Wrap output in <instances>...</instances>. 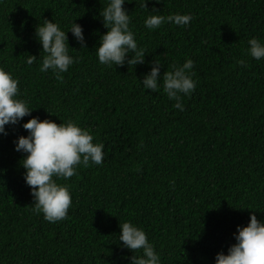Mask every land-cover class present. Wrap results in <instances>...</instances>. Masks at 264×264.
Segmentation results:
<instances>
[{
	"label": "trees",
	"instance_id": "1",
	"mask_svg": "<svg viewBox=\"0 0 264 264\" xmlns=\"http://www.w3.org/2000/svg\"><path fill=\"white\" fill-rule=\"evenodd\" d=\"M108 0H0V67L19 80L31 116L74 121L104 145L101 165L77 166L67 185L72 205L55 223L34 211L14 141L23 123L0 135V264H130L119 223L142 228L161 264H215L235 243L250 213L264 219V59L247 55L264 41V0L126 2L130 29L145 63L108 67L96 47L107 31L99 13ZM190 14L187 26L149 30V15ZM67 31L83 27L87 48L68 31L75 63L57 79L41 72L46 53L35 36L44 19ZM37 56L32 65L27 56ZM195 89L183 110L140 81L158 60L161 75L186 59ZM244 59L247 66L238 60ZM50 112V113H49ZM52 113V114H51ZM252 208V209H249ZM140 255L142 253H136Z\"/></svg>",
	"mask_w": 264,
	"mask_h": 264
},
{
	"label": "clouds",
	"instance_id": "2",
	"mask_svg": "<svg viewBox=\"0 0 264 264\" xmlns=\"http://www.w3.org/2000/svg\"><path fill=\"white\" fill-rule=\"evenodd\" d=\"M126 2L130 3V0H108L107 6L99 13L107 31L99 38L96 55L99 63L108 67L145 63L146 51L138 47L135 34L130 29L131 17L124 7ZM136 4L148 9L147 0H136ZM191 20L190 14L149 15L144 24L147 29L155 30L165 23L187 26ZM68 31L81 48H87L83 27L75 21L67 31L46 18L35 28V36L46 53L39 70H52L57 79H62V73L76 62L69 54ZM248 45L247 55L257 61L264 59V41L253 37L248 40ZM36 59L37 56L29 54L26 63L32 65ZM237 63L247 66L244 59ZM161 67L163 65L155 60L150 71L143 75L140 82L144 90L157 92L160 88L158 81L162 78L163 91L169 99L176 101V108L183 110L182 94L188 95L195 89L196 82L191 74L194 61L188 58L182 65H173L172 70L165 71L163 75ZM18 85L19 80L0 67V135L6 136V125L18 124L25 116H31L34 109L20 98ZM22 126L28 134L19 136L14 145L17 152L24 154L20 165L25 169L24 180L31 189L34 211L43 213L45 220L55 223L66 218L72 205L68 186L58 183L57 179L67 180L76 175L77 166L101 165L104 145L93 143V135L72 120L57 123L31 116ZM119 227L121 231L117 239L121 247L135 253L130 264H161L159 254L142 228L131 221L119 223ZM234 236L235 243L228 247L227 254L223 251L216 254L215 264H264V219L250 213L249 222L244 226L238 225Z\"/></svg>",
	"mask_w": 264,
	"mask_h": 264
}]
</instances>
